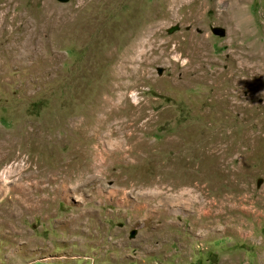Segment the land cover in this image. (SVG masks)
Segmentation results:
<instances>
[{
	"label": "rangeland",
	"instance_id": "obj_1",
	"mask_svg": "<svg viewBox=\"0 0 264 264\" xmlns=\"http://www.w3.org/2000/svg\"><path fill=\"white\" fill-rule=\"evenodd\" d=\"M0 264H264V0H0Z\"/></svg>",
	"mask_w": 264,
	"mask_h": 264
},
{
	"label": "bare ground",
	"instance_id": "obj_2",
	"mask_svg": "<svg viewBox=\"0 0 264 264\" xmlns=\"http://www.w3.org/2000/svg\"><path fill=\"white\" fill-rule=\"evenodd\" d=\"M6 2H9L11 0H4ZM7 4V3H6ZM128 52V51H127ZM129 53V52H128ZM128 58V57H127ZM132 58V57H131ZM190 163V161H188ZM191 164V163H190ZM188 169L190 168V165L187 164ZM199 192V194H197ZM197 194V195H196ZM204 194V193H203ZM202 196L201 186L200 183H193L191 180L188 179L186 191H185V198H186V206L191 210L193 208L196 209V213L200 218H209V222H214L217 220L218 215H223L220 208L224 209V206H221L220 202H215L213 204H208L211 206V213L206 214L205 216L198 210L200 209L201 205L204 204L206 206V203H204L203 199L200 198ZM200 199V200H199ZM213 201V200H212ZM203 205V206H204ZM227 203H225V206ZM227 210L228 207L226 206ZM223 211V210H222ZM196 214V215H197ZM216 222V221H215Z\"/></svg>",
	"mask_w": 264,
	"mask_h": 264
},
{
	"label": "water",
	"instance_id": "obj_3",
	"mask_svg": "<svg viewBox=\"0 0 264 264\" xmlns=\"http://www.w3.org/2000/svg\"><path fill=\"white\" fill-rule=\"evenodd\" d=\"M58 1H59V2H66L67 0H58ZM216 32H218L219 34H223V31L220 30V29H217ZM134 233H135V231H132V232L130 233V236H131V237L134 236Z\"/></svg>",
	"mask_w": 264,
	"mask_h": 264
}]
</instances>
